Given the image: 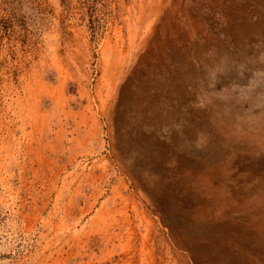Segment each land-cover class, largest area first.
I'll list each match as a JSON object with an SVG mask.
<instances>
[{"label": "rangeland", "instance_id": "rangeland-1", "mask_svg": "<svg viewBox=\"0 0 264 264\" xmlns=\"http://www.w3.org/2000/svg\"><path fill=\"white\" fill-rule=\"evenodd\" d=\"M0 264H264V0H0Z\"/></svg>", "mask_w": 264, "mask_h": 264}, {"label": "bare ground", "instance_id": "bare-ground-1", "mask_svg": "<svg viewBox=\"0 0 264 264\" xmlns=\"http://www.w3.org/2000/svg\"><path fill=\"white\" fill-rule=\"evenodd\" d=\"M188 232V231H187ZM188 245V244H187ZM187 245H185V247L187 246ZM188 247V246H187Z\"/></svg>", "mask_w": 264, "mask_h": 264}]
</instances>
